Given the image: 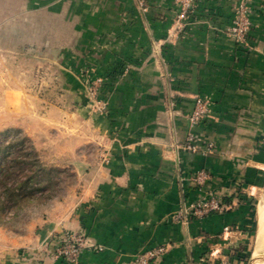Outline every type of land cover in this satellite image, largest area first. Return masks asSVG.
I'll return each mask as SVG.
<instances>
[{
  "label": "crops",
  "instance_id": "obj_1",
  "mask_svg": "<svg viewBox=\"0 0 264 264\" xmlns=\"http://www.w3.org/2000/svg\"><path fill=\"white\" fill-rule=\"evenodd\" d=\"M242 1L252 19L244 44L230 32ZM178 13L176 0L144 7L137 0H0L3 44L12 36L24 44L31 28L33 43L42 36L49 45H83V74L102 79L107 103L102 114L83 110V189L74 210L34 233L32 250L52 240L44 264H69L52 258L53 241L67 231H84L92 245L75 264H128L165 242L173 245L154 264H201L216 246L230 264H242L250 252L255 215L239 189L264 139V0H194L182 28ZM198 97L210 112L193 127ZM191 131L215 150L185 149ZM199 169L230 208L177 223L180 205L202 197L189 181ZM227 226L235 231L223 237Z\"/></svg>",
  "mask_w": 264,
  "mask_h": 264
},
{
  "label": "rangeland",
  "instance_id": "obj_2",
  "mask_svg": "<svg viewBox=\"0 0 264 264\" xmlns=\"http://www.w3.org/2000/svg\"><path fill=\"white\" fill-rule=\"evenodd\" d=\"M32 3L26 0V4ZM14 14L8 15L9 25L16 20ZM41 19L39 24L44 21ZM9 31L14 34L15 30ZM32 33L31 28H25L24 44L19 46L15 37L3 44L0 36V142L5 145L24 137L26 146L33 147L46 166L59 171L54 173L57 186L44 195L14 205L5 200L6 207L0 212V249L6 250L0 256L2 264L17 260L44 264L52 240L32 250L34 233L45 220L73 211L83 189V112L94 116L107 109L99 94L102 79L83 74V45H49L42 36L33 43ZM257 146L259 157L251 163L256 169L250 168L240 178L239 190L255 215L250 256L242 264H249L258 209L264 204V139Z\"/></svg>",
  "mask_w": 264,
  "mask_h": 264
},
{
  "label": "built area",
  "instance_id": "obj_3",
  "mask_svg": "<svg viewBox=\"0 0 264 264\" xmlns=\"http://www.w3.org/2000/svg\"><path fill=\"white\" fill-rule=\"evenodd\" d=\"M179 3V13L177 18L178 27L184 26L189 12L193 8L194 0H176ZM139 6L144 7L146 0H137ZM252 26V19L246 1H242L236 11L230 32L239 43H246L247 34ZM210 112L209 103L198 97L195 100L193 111L190 115V122L193 127L201 123ZM198 135L191 131L183 147L192 153L208 154L215 150L212 142L201 144ZM210 174L205 169H199L189 177L191 184L198 189L202 197L188 204L183 203L172 218L175 222L188 225L194 218H204L214 213H223L230 208L229 204L217 191L209 188L208 182ZM235 227L227 226L223 231V237H228ZM172 243L165 242L155 247L149 248L134 256L128 264H154L163 260L166 253L171 249ZM89 239L84 231L63 233L54 244L53 260H63L69 264L78 263L85 249L91 247ZM96 249L101 250L100 247ZM201 264H230L228 255L222 248H213L203 259Z\"/></svg>",
  "mask_w": 264,
  "mask_h": 264
},
{
  "label": "trees",
  "instance_id": "obj_4",
  "mask_svg": "<svg viewBox=\"0 0 264 264\" xmlns=\"http://www.w3.org/2000/svg\"><path fill=\"white\" fill-rule=\"evenodd\" d=\"M26 140L23 137L5 145L0 142V212L6 207L5 200L18 204L57 186L54 173L59 169L46 166L33 147L26 146ZM249 256L250 252L240 258Z\"/></svg>",
  "mask_w": 264,
  "mask_h": 264
},
{
  "label": "bare ground",
  "instance_id": "obj_5",
  "mask_svg": "<svg viewBox=\"0 0 264 264\" xmlns=\"http://www.w3.org/2000/svg\"><path fill=\"white\" fill-rule=\"evenodd\" d=\"M259 228L257 238L253 247V260L251 264H264V260L261 262L256 261V257L264 255V204L260 206L258 212Z\"/></svg>",
  "mask_w": 264,
  "mask_h": 264
},
{
  "label": "water",
  "instance_id": "obj_6",
  "mask_svg": "<svg viewBox=\"0 0 264 264\" xmlns=\"http://www.w3.org/2000/svg\"><path fill=\"white\" fill-rule=\"evenodd\" d=\"M252 253H253V252H252ZM253 258H254V257H253V254H251V258H250L249 264L252 263ZM255 259H256L257 262H261V261L264 260V255H260V256L256 257Z\"/></svg>",
  "mask_w": 264,
  "mask_h": 264
}]
</instances>
